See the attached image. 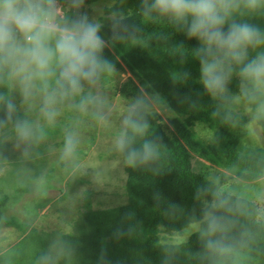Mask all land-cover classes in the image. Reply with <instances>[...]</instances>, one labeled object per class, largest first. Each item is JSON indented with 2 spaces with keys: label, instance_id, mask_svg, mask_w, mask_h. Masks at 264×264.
<instances>
[{
  "label": "trees",
  "instance_id": "1",
  "mask_svg": "<svg viewBox=\"0 0 264 264\" xmlns=\"http://www.w3.org/2000/svg\"><path fill=\"white\" fill-rule=\"evenodd\" d=\"M140 8L141 0H115L109 8L114 27L100 31L106 41L103 52L112 68L126 67L149 96L158 95L163 101L160 105L172 112L169 125L156 111H150L148 138L156 143V159L124 165L125 203L92 208L86 195L82 223L75 233L60 236V255L54 264H217L225 250L264 259V217L259 216L257 204L221 191L217 183L192 169L196 155L239 179L251 181L264 174V153L241 151L239 137L232 130L237 114L231 101L212 98L199 83L198 61L182 55L195 40L187 39L166 20L146 18ZM240 11L253 22L264 24V3L249 9L241 0ZM184 73H188L187 78ZM229 91H238L236 79L229 84ZM3 98H10V79L0 73V131L13 124L5 115ZM258 121L264 137V116L259 115ZM195 123L211 131L212 142L197 137L191 128ZM214 193L226 198L228 204L226 209L218 210L228 218L222 251L208 249L202 235L203 209L216 199ZM5 199L0 197V219ZM196 221L200 222L199 228L184 242L160 243L161 229L179 230ZM6 223L16 224L25 234L10 249V259L0 254V264H38L37 257L47 251L43 243L33 248L36 250L29 254L30 261V257L26 261L17 257L18 251L25 250L26 242L42 239L35 229H26L13 219Z\"/></svg>",
  "mask_w": 264,
  "mask_h": 264
},
{
  "label": "clouds",
  "instance_id": "2",
  "mask_svg": "<svg viewBox=\"0 0 264 264\" xmlns=\"http://www.w3.org/2000/svg\"><path fill=\"white\" fill-rule=\"evenodd\" d=\"M261 3L264 0H244V7L255 9ZM240 9L241 0H141L140 11L150 20H166L195 40L182 55L198 61L199 83L212 98L243 102L264 114V24L253 22ZM100 27L87 14L58 16L53 0H0V73L14 81L24 102L38 98L47 122L55 120L66 101L94 108L99 119H106L105 98L95 86L112 65L103 52ZM233 79L238 82L234 95L229 91ZM162 103L157 94H140L127 105L113 144L128 164L156 159L147 117ZM3 107L19 140L30 142L40 135L38 125L17 114L13 99L3 98ZM77 143L75 130H66L62 155L70 156ZM214 196L203 209L202 235L208 249L222 251L228 218L218 210L228 204L219 193ZM37 261L50 264L49 253L42 252Z\"/></svg>",
  "mask_w": 264,
  "mask_h": 264
},
{
  "label": "rangeland",
  "instance_id": "3",
  "mask_svg": "<svg viewBox=\"0 0 264 264\" xmlns=\"http://www.w3.org/2000/svg\"><path fill=\"white\" fill-rule=\"evenodd\" d=\"M114 3L115 0H53L58 16L87 14L104 32L114 27V16L109 11ZM95 87L105 98L106 119H99L94 108L85 110L66 101L59 105L55 120L47 122L40 113L38 98L24 102L10 79V98L16 102L19 116L38 125L40 135L25 142L17 138L13 124L0 131V197H6L1 204L0 254L5 257L9 258L10 249L25 234L16 224L6 223L9 219L26 229L34 228L42 238L26 242L25 250L18 251L17 257L21 256L22 261L30 257V261L29 254L36 250L33 248L43 243L54 264L60 255V236L75 233L82 223L86 195L90 196L92 208L125 203L124 165L128 162L115 149L113 139L129 102L137 95L148 94L123 66L112 68ZM230 105L237 114L232 130L239 137L241 151L264 153L263 127L258 121L259 115L264 114H258L243 102L231 101ZM152 110L169 125L172 112L165 105H157ZM191 128L202 141H213L211 131L204 124L195 123ZM69 129L75 130L78 143L70 156H64L63 139ZM192 169L217 183L221 191L254 201L260 210L259 216L264 217V174L255 180H242L196 155L192 159ZM17 188L21 189L16 191ZM199 226L200 222L196 221L179 230L161 229L158 238L162 244L181 243ZM217 264H264V259H251L247 253L225 250Z\"/></svg>",
  "mask_w": 264,
  "mask_h": 264
}]
</instances>
